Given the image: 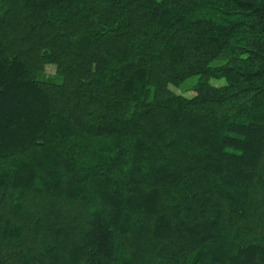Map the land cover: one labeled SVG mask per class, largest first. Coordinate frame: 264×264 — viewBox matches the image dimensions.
Instances as JSON below:
<instances>
[{
	"label": "trees",
	"instance_id": "trees-1",
	"mask_svg": "<svg viewBox=\"0 0 264 264\" xmlns=\"http://www.w3.org/2000/svg\"><path fill=\"white\" fill-rule=\"evenodd\" d=\"M0 264H264V0H0Z\"/></svg>",
	"mask_w": 264,
	"mask_h": 264
},
{
	"label": "rangeland",
	"instance_id": "rangeland-1",
	"mask_svg": "<svg viewBox=\"0 0 264 264\" xmlns=\"http://www.w3.org/2000/svg\"><path fill=\"white\" fill-rule=\"evenodd\" d=\"M45 75L46 76H52L53 75V71L51 68H48L46 71H45ZM195 80V78H191V79H188L187 81H185L184 83H182L179 87H174L172 88V90L177 93V94H181L185 97H190L192 95V92L191 91H186L187 87L189 84H191L193 81ZM211 84L215 85V86H220V85H223L224 84V79H218V80H211L210 81Z\"/></svg>",
	"mask_w": 264,
	"mask_h": 264
}]
</instances>
